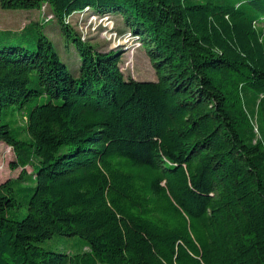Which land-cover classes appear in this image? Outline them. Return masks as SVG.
<instances>
[{
  "label": "trees",
  "instance_id": "obj_1",
  "mask_svg": "<svg viewBox=\"0 0 264 264\" xmlns=\"http://www.w3.org/2000/svg\"><path fill=\"white\" fill-rule=\"evenodd\" d=\"M44 4L79 63L40 29L0 45V140L22 167L0 182V264H264V0H0ZM86 9L119 14L157 79L83 40L66 18ZM53 234L83 243L39 244Z\"/></svg>",
  "mask_w": 264,
  "mask_h": 264
},
{
  "label": "rangeland",
  "instance_id": "obj_2",
  "mask_svg": "<svg viewBox=\"0 0 264 264\" xmlns=\"http://www.w3.org/2000/svg\"><path fill=\"white\" fill-rule=\"evenodd\" d=\"M51 15L49 6L44 4L41 8H2L0 6V45L5 42H17L28 47H35L37 33L40 29L48 34L53 40L55 47L71 71L76 72L79 58L78 51L72 37L61 31L55 18L49 21L45 19ZM66 20L81 35L83 40H87L98 49L107 50L121 48L120 67L126 76L137 79H157V74L147 57L144 47L139 45L136 36L130 33L119 14H94L90 10L75 11ZM34 23L32 27L25 30L23 26ZM261 30V37L264 41V21L258 24ZM41 98H32L24 101L15 107L13 114L18 118V123L23 124L22 112H26L28 107L35 102H40ZM14 151L4 141L0 140V182L10 178H17L21 171V166H14ZM26 177L15 186V196L19 205L8 211L13 218L21 217L25 211V200L29 190L21 188L26 184L33 185V181L26 183L29 177L33 176L32 166L26 165ZM83 239L77 234H53L43 239L39 244L45 248L53 250L74 251L81 247Z\"/></svg>",
  "mask_w": 264,
  "mask_h": 264
}]
</instances>
